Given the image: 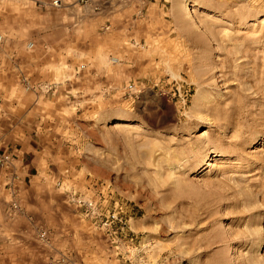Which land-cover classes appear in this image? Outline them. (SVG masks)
Masks as SVG:
<instances>
[{
    "label": "rangeland",
    "instance_id": "rangeland-1",
    "mask_svg": "<svg viewBox=\"0 0 264 264\" xmlns=\"http://www.w3.org/2000/svg\"><path fill=\"white\" fill-rule=\"evenodd\" d=\"M126 2L0 0V264H264V0Z\"/></svg>",
    "mask_w": 264,
    "mask_h": 264
},
{
    "label": "crops",
    "instance_id": "crops-1",
    "mask_svg": "<svg viewBox=\"0 0 264 264\" xmlns=\"http://www.w3.org/2000/svg\"><path fill=\"white\" fill-rule=\"evenodd\" d=\"M125 12L127 39L132 42L152 41L165 37L166 18H169L172 26L173 17L179 13V7L177 0H127Z\"/></svg>",
    "mask_w": 264,
    "mask_h": 264
},
{
    "label": "bare ground",
    "instance_id": "bare-ground-1",
    "mask_svg": "<svg viewBox=\"0 0 264 264\" xmlns=\"http://www.w3.org/2000/svg\"><path fill=\"white\" fill-rule=\"evenodd\" d=\"M195 5V4H194ZM193 5V6H194ZM192 7V6H190ZM190 7L188 6V9H189V14L191 15L192 14V10L190 9ZM193 18V17H192ZM195 19V17L193 18ZM194 22L196 23V21L194 20ZM198 23V22H197ZM197 23L195 24L197 26ZM213 125L215 126V128H219L220 127V123L219 122H215L213 123ZM231 127V126H230ZM230 131V130H229ZM258 137V136H257ZM258 141V140H257ZM257 141H254L257 142ZM237 142V141H236ZM241 148L242 146L246 145L247 144V140L245 138H242L241 141H239L238 143ZM200 148V147H199ZM244 148V147H243ZM242 148V149H243ZM234 149V148H233ZM208 152L206 151H202V152H198L197 154L195 155H191L192 158H194L192 160V162L190 161L189 163V160H188V163H184L183 165H177L178 168L180 169V171L178 172V175H179V178L177 179L176 181V184L174 186V195H177L179 197H187L189 194L187 191H189L190 189H195V187L193 185H189V183H182V179L186 177L187 175V171L191 170V172L194 174V175H199L202 173L201 171V168H198V165L199 163L204 160L203 158L205 156H207V160H206V166L207 167H211L213 165L212 161L213 158L217 157L218 155V150L214 149V148H209L207 147ZM241 150V149H240ZM193 151V149H192ZM195 151H198V149H196ZM223 152V151H222ZM239 152V151H238ZM211 154L212 153V157L208 154ZM211 157V160L209 159ZM188 159V158H187ZM184 161V160H183ZM176 166V167H177ZM176 193V194H175ZM251 208V207H250ZM251 210V209H250ZM252 216V215H251ZM251 229L253 228H250V230H244L245 232H242L240 233V238H241V241L242 242H249L252 244V242L254 241V239H261L262 238V235H260V233H258L257 231H252ZM264 231V230H263ZM260 232V231H259ZM238 239V238H237ZM255 239V240H256ZM252 261V258L251 257H247L245 262H243V264H247V263H250ZM256 261V260H255ZM261 262V261H260Z\"/></svg>",
    "mask_w": 264,
    "mask_h": 264
},
{
    "label": "built area",
    "instance_id": "built-area-1",
    "mask_svg": "<svg viewBox=\"0 0 264 264\" xmlns=\"http://www.w3.org/2000/svg\"><path fill=\"white\" fill-rule=\"evenodd\" d=\"M59 1H60V0H52V3H53L54 5H56ZM83 1L87 2L88 0H83ZM47 264H55V263H54V262H49V263H47Z\"/></svg>",
    "mask_w": 264,
    "mask_h": 264
}]
</instances>
